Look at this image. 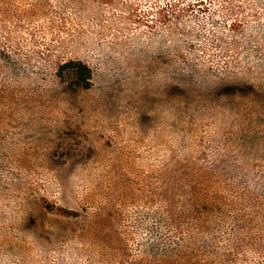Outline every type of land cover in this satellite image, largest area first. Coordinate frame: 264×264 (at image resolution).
I'll use <instances>...</instances> for the list:
<instances>
[{
  "label": "rangeland",
  "instance_id": "obj_1",
  "mask_svg": "<svg viewBox=\"0 0 264 264\" xmlns=\"http://www.w3.org/2000/svg\"><path fill=\"white\" fill-rule=\"evenodd\" d=\"M0 264H264V0H0Z\"/></svg>",
  "mask_w": 264,
  "mask_h": 264
},
{
  "label": "trees",
  "instance_id": "obj_2",
  "mask_svg": "<svg viewBox=\"0 0 264 264\" xmlns=\"http://www.w3.org/2000/svg\"><path fill=\"white\" fill-rule=\"evenodd\" d=\"M60 72L67 73L83 88H88L90 85V68L81 61H68L61 65ZM44 207L48 211H52L53 207L49 203H44ZM58 212L66 215H74L75 213L71 211H66L64 209H58Z\"/></svg>",
  "mask_w": 264,
  "mask_h": 264
}]
</instances>
